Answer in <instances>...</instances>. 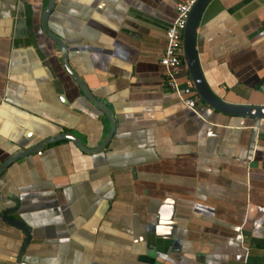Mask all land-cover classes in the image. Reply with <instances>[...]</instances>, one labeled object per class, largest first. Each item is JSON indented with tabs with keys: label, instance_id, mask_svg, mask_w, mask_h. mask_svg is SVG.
Wrapping results in <instances>:
<instances>
[{
	"label": "crops",
	"instance_id": "crops-1",
	"mask_svg": "<svg viewBox=\"0 0 264 264\" xmlns=\"http://www.w3.org/2000/svg\"><path fill=\"white\" fill-rule=\"evenodd\" d=\"M50 1L0 0V167L23 155L0 173V264H264V118H200L164 82L184 0H55L48 29L113 112L106 144L110 118L42 28ZM197 49L219 97L264 107V0H212ZM63 134L87 151L46 145Z\"/></svg>",
	"mask_w": 264,
	"mask_h": 264
},
{
	"label": "water",
	"instance_id": "water-1",
	"mask_svg": "<svg viewBox=\"0 0 264 264\" xmlns=\"http://www.w3.org/2000/svg\"><path fill=\"white\" fill-rule=\"evenodd\" d=\"M211 1L212 0H199L197 2V4L193 7L191 11L188 25L184 33V57H185L186 68L191 77V80L194 83L195 88L197 92L199 93V95L201 96L205 105L212 108L214 111L223 113L226 115L264 118V107L252 106V105H232V104L226 103L221 97L217 95V93L211 88V86L207 82V79L204 75V72L202 70L200 60H199L198 49H197V34H198V29L200 26L203 13ZM54 4H55V0H51L42 18V28L59 45L61 52H62L63 66L66 69V71L76 81V83L79 85V87L81 88L83 93L86 95V97L110 118L112 122V127H111V132H110L109 137L103 143V144H106L110 140L115 130V120H114L113 112L104 103H102L98 98L94 97L92 93L89 91V89L86 87V85L83 83V81L78 77L76 73H74L68 61L66 45L63 43V41L59 37L51 33L50 30L48 29V18L54 7ZM61 139L71 140L76 145H78L82 150L87 151V149L83 146V144L77 138L73 137L72 135H68V134H63V135L51 138L47 141L46 145L50 143H54ZM26 154L24 153V156H26ZM21 156L23 155L19 154L9 159L8 161H6L0 167V173L3 172V170L6 167H8L11 163L18 160ZM15 210L16 208L8 209L4 211L3 219L6 222L10 223L11 225L22 229L27 236V242H28L31 238L30 229L26 227L20 220L13 221L9 218V215Z\"/></svg>",
	"mask_w": 264,
	"mask_h": 264
},
{
	"label": "built area",
	"instance_id": "built-area-1",
	"mask_svg": "<svg viewBox=\"0 0 264 264\" xmlns=\"http://www.w3.org/2000/svg\"><path fill=\"white\" fill-rule=\"evenodd\" d=\"M199 0H184L176 9L174 22L165 33L166 48L161 58L164 68L165 84L177 98L195 115L202 118L205 106L201 96L197 92L192 80L183 83L180 81V69L186 67L184 57V33L188 25L193 7Z\"/></svg>",
	"mask_w": 264,
	"mask_h": 264
},
{
	"label": "flooded vegetation",
	"instance_id": "flooded-vegetation-1",
	"mask_svg": "<svg viewBox=\"0 0 264 264\" xmlns=\"http://www.w3.org/2000/svg\"><path fill=\"white\" fill-rule=\"evenodd\" d=\"M52 12V11H51ZM164 82H165V78H164ZM166 85V84H165Z\"/></svg>",
	"mask_w": 264,
	"mask_h": 264
}]
</instances>
